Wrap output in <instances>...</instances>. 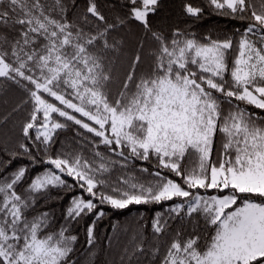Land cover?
<instances>
[{"label":"snow or ice","instance_id":"6c2138e0","mask_svg":"<svg viewBox=\"0 0 264 264\" xmlns=\"http://www.w3.org/2000/svg\"><path fill=\"white\" fill-rule=\"evenodd\" d=\"M121 7L110 20L97 0H0V91L15 85L13 112L27 107L0 148V264H79L73 226L91 218L94 256L105 206L133 205L163 211L155 243L138 221L119 264H264V0H182L192 24L240 22L215 35L157 19L163 0ZM69 128L79 149H55ZM65 198L57 227L47 204Z\"/></svg>","mask_w":264,"mask_h":264},{"label":"trees","instance_id":"16d2710c","mask_svg":"<svg viewBox=\"0 0 264 264\" xmlns=\"http://www.w3.org/2000/svg\"><path fill=\"white\" fill-rule=\"evenodd\" d=\"M101 10L111 20L115 15L122 14L123 0H97ZM182 0H163L164 9L160 16L157 18L161 21H166L170 25H179L180 27L191 26L192 30L204 34L208 31H212L213 34L217 33H231L237 27L240 26L239 21H234L225 17H221L215 14H209L207 11L203 20L192 24L190 20L183 16L181 11ZM194 3L200 4L204 0H193ZM83 4L84 0H80ZM140 36V32L135 27L132 28L131 33L126 36V43L124 50L120 55V63L125 65L129 57L134 55L137 42ZM150 48V42H145V57H147L148 49ZM147 59L145 64L141 66V70L147 68ZM24 98L23 92L15 85H9L4 91H0V148L5 145L14 146L17 138L21 135L19 128L23 120L27 115V107L21 106V108L13 112V108L21 102ZM11 114V115H9ZM8 117L7 120L4 118ZM74 132L71 128L60 132L57 137V142L54 145L55 149H61L62 147L68 150H77L79 145L74 139ZM88 154V149H84ZM135 164L139 165L141 162L136 161ZM143 166L150 167L147 163ZM43 169L41 166H35L29 172L30 176H34L41 172ZM119 175V170L113 173V178ZM41 205L45 204V201L40 202ZM68 204V199L65 198L62 202H48L47 207L55 213L57 219V227L62 222L61 213ZM105 217L98 223L96 229L97 245L93 250L94 256L88 255L87 245L85 241V227L86 223L91 222V218H88L80 225H74V234L79 235V242L76 244L77 258L79 264H119L120 254L123 248L129 244L134 233H138L141 229L138 227V221L144 224L142 229L146 244L155 243L151 232V218L157 211H163V208L159 205H133L129 209L125 210H113L105 206ZM143 215L144 220L140 217ZM116 224L117 228L113 230L112 225ZM179 227L178 223H173L172 231ZM191 230L192 225L187 226ZM109 237L112 240L109 241ZM163 242V238L161 243ZM141 264H148L147 259H142Z\"/></svg>","mask_w":264,"mask_h":264}]
</instances>
